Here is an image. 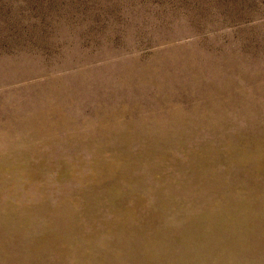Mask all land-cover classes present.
I'll return each instance as SVG.
<instances>
[{
	"label": "rangeland",
	"instance_id": "1",
	"mask_svg": "<svg viewBox=\"0 0 264 264\" xmlns=\"http://www.w3.org/2000/svg\"><path fill=\"white\" fill-rule=\"evenodd\" d=\"M0 264H264V0H0Z\"/></svg>",
	"mask_w": 264,
	"mask_h": 264
}]
</instances>
